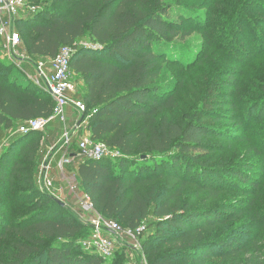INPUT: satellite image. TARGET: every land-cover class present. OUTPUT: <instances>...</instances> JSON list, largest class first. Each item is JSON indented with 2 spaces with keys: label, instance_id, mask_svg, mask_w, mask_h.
I'll use <instances>...</instances> for the list:
<instances>
[{
  "label": "trees",
  "instance_id": "trees-1",
  "mask_svg": "<svg viewBox=\"0 0 264 264\" xmlns=\"http://www.w3.org/2000/svg\"><path fill=\"white\" fill-rule=\"evenodd\" d=\"M30 1L40 6L15 21L27 55L52 59L60 47L73 48L70 68L83 84L80 96L86 106L81 121L91 140L117 152L113 159L85 158L78 164L80 188L95 209L123 227L145 225L143 236L150 232L151 240H143L141 250L148 254V264H264L259 238L245 242L227 233L229 224L245 213L241 206L247 192L258 188L247 173L253 166L228 164L226 157L217 156L223 150L222 139L246 130L244 114L242 118L237 110L247 102L235 99L234 81L241 69L228 67L237 63L235 38L241 30L234 4L219 16L221 42L213 47L221 59L211 67L198 104L180 117L176 110L182 83L189 92L195 89V76L201 72L198 64L205 55L184 66L178 49L182 75L175 90L159 79L158 63L176 56L173 37L184 31L183 20L189 21L180 12L198 15V9L209 7L206 0L178 7L162 0ZM173 13L178 19L171 17ZM12 67L0 63V142L5 129L20 121L47 118L54 106L47 91L36 84L24 85L9 71ZM214 80H222L224 86L234 83L233 91L210 96ZM191 93L197 95L196 90ZM262 93H254L257 99L245 106L246 117L264 103ZM28 148L25 145L19 154ZM35 148L31 146L29 165L36 162ZM11 164L8 174L0 172L8 187L20 160ZM21 183L28 192L42 194L32 175L21 177ZM188 186L194 187L195 197L182 200ZM230 189L237 201L220 200ZM3 204L0 197V264H103L99 255L81 245L91 227L73 217L66 205L42 195L27 205V213L15 210L12 215L11 205ZM54 209L59 215H48ZM12 216L17 219L10 220ZM254 221L253 227L264 225V216ZM155 240L169 251L152 248ZM113 264L120 263L117 259Z\"/></svg>",
  "mask_w": 264,
  "mask_h": 264
},
{
  "label": "rangeland",
  "instance_id": "rangeland-1",
  "mask_svg": "<svg viewBox=\"0 0 264 264\" xmlns=\"http://www.w3.org/2000/svg\"><path fill=\"white\" fill-rule=\"evenodd\" d=\"M162 1L174 4V6L178 7V4L183 5L185 3H189L190 5L191 2L196 0ZM206 1L209 7L198 9V15H195L193 12H187L186 10L185 12H180L181 15L187 16L189 21L185 22L183 20L182 25L185 26L184 31L180 33L179 36L177 34L173 37L174 44L171 46V49L176 56L174 58H166L158 63L160 67L159 79L167 82L170 85L171 90H175L178 87V83L180 82L182 75V72L178 71V52L180 51L179 57H181L180 59H182L184 66L185 63L190 61H200L202 55H205V57L201 60L202 65L198 64V66L201 67V72L195 76V89L191 88V91L189 92V86L182 83L183 92L180 94V102L177 105L176 116L181 117L188 107L198 104V100L200 99L199 96L204 91L203 85L205 80L211 73V67L216 64V61H220L222 55L221 53L216 55V51L219 49L213 47L214 45L216 46L217 42H221V39L218 37V29L221 27V19H219V16L222 15L224 8L228 5L234 4V16H238L241 20V30L235 38V46L237 50L234 53L236 55L237 63L235 64L234 62H230L228 67L230 69L240 67L241 69V73L234 81L237 82L235 99L236 102L237 100L247 102L246 104L240 106L243 108H239L237 110L242 118L244 114L243 124L246 130L243 133L234 134V136L222 139L219 144L223 150H221L217 156L226 157L227 161H230L228 164H251L253 166L247 173H249V175L258 184V188L256 191L247 192V196L242 201L244 203L241 206V209H245V213L239 221L229 224L227 233L236 235L239 239L244 240L245 242L259 238L257 240V244H259L261 250L264 251V225L261 224L258 227H253L255 218L257 219L258 216H264V103L260 104L250 116L246 117L245 114V110L247 109L245 106L247 104L249 105V103L251 104L255 99H257L255 98L254 93H264V0ZM38 5L39 2L33 3L30 0H26L25 6L20 11L18 18H21L24 14L37 9ZM225 16L227 15L225 14ZM171 17L178 19V13H173ZM194 18H197L198 21L201 20V22L199 21L196 23L197 20L193 21ZM209 25L212 26V30L208 27ZM12 28L19 32L15 21L12 22ZM20 35L22 39L21 44L16 48V53L14 55L7 52L2 40L0 39V63L5 66L13 65L9 71H14L18 80L22 81L24 85L26 83L28 84L27 86H29V83H31L40 87V83V85L43 86L45 79L39 74L38 64L43 62L41 69L44 72V75L48 76L50 73V60H41L37 57L28 56L24 45V36L21 33ZM214 51L215 54L213 53ZM210 56L215 58H213L211 62L206 59ZM175 59H177V63L175 62ZM71 80L77 96L81 99L80 93L83 88L81 80L76 78L73 73H71ZM35 81H38L39 83L37 84ZM233 85L234 83L230 86H224L222 80H214L209 94L210 96H221L222 93H225V90L232 92ZM43 87L40 88L44 89ZM195 90L197 95L191 93ZM191 94L197 98H192ZM192 110L193 109H191V111ZM53 122L60 124L59 121ZM21 123L22 121L14 123L12 126L5 129V137L0 142L1 173L4 172L8 174L12 161L20 160V165L17 166L19 167V170H17L18 172L16 171V173L12 176L10 186L8 187V184L0 180V197L3 199V205H11L10 210L12 211V215L15 210H19L20 214H23L28 211L26 209L27 205L29 206L33 204V202H35L39 197L44 195L45 197H52L65 202L70 214L84 223L86 221V217L83 212L80 211L78 204H76L77 200L71 196H68L67 199H60V192L58 193L56 188L53 189V187L49 185V181L47 179L48 173L51 171L53 172L54 170L57 178L61 176V173L56 166L58 163H56L57 158H53V156L58 157L61 153H63L65 147L63 129H58L57 133L53 136H47V127L44 131L40 132L39 135H30L28 134L29 132L24 134L19 132V126ZM50 125L51 123L48 127ZM81 128H84V126H81ZM77 130V135L73 136L70 141L69 152L76 151L75 137L86 134L85 132L79 133L80 129ZM69 131L71 132L72 129H69ZM27 144L29 148L19 154V151H22ZM33 145L36 147V162L33 165H29L30 155L32 153L31 146ZM114 162L115 161L113 160L112 163ZM69 168L70 169H68L67 172L72 173H68L67 175H70L71 178L75 177L76 175L72 170L73 168ZM26 175L27 177L32 175V182L37 187V190L42 194L28 192V186L21 183V177H26ZM74 179L76 180V178ZM78 186L80 187L79 183ZM193 189V186H188L182 200L188 198L193 199L195 197ZM79 190L80 192L82 191L81 188H79ZM227 191L228 192L221 195L220 200L237 201L236 199L238 198V195H234V190L230 189ZM21 197H23L24 200ZM252 200H254V203L250 205V201ZM237 203H239L237 205H240L239 201ZM59 213V210L54 209L50 211L48 215L55 216L59 215ZM14 219H17V217L12 216L10 218L12 221H14ZM149 233L150 232L145 233L142 241L149 239L150 242L151 239L148 237ZM90 238L91 230L88 229L81 241H89ZM127 243V239L124 236H121L113 255L109 259H102L103 264H113L117 259L120 264L149 263L148 254H144L143 250L136 251L131 249L127 246ZM151 244L152 248H160L159 253L167 252L170 249L159 240H155ZM84 250L96 253L93 249L84 248Z\"/></svg>",
  "mask_w": 264,
  "mask_h": 264
},
{
  "label": "built area",
  "instance_id": "built-area-1",
  "mask_svg": "<svg viewBox=\"0 0 264 264\" xmlns=\"http://www.w3.org/2000/svg\"><path fill=\"white\" fill-rule=\"evenodd\" d=\"M26 0H0V39L8 53L14 55L16 48L21 44L20 34L12 28V22L16 21L20 11L24 8ZM73 54V48L62 46L59 48L54 58L50 59V73L44 75L40 62L39 74L44 77V87L51 98L54 106L52 114L49 117L32 118L22 121L19 126V132L28 133L31 131H44V129L54 120L61 123L66 122V107L71 105L80 115L86 110V106L81 99H78L74 85L71 80L70 59ZM16 58V57H15ZM78 128L75 126L72 131L64 130V152L57 163V168L62 173V179L65 183V190L68 196L77 200L80 211L86 217L84 222L91 227V238L89 241H81L85 249H93L102 259H109L118 244L121 236H124L131 249L140 251L142 247V238L145 225L141 223L135 228L121 226L118 222L105 218L94 207L90 196L84 191L79 190L78 182L70 175L64 174L65 166L70 164L73 156L80 160L85 158H116L117 152L107 147L101 142L91 140L89 134L78 135L75 137L76 151L69 152V144L73 136L77 135Z\"/></svg>",
  "mask_w": 264,
  "mask_h": 264
},
{
  "label": "crops",
  "instance_id": "crops-1",
  "mask_svg": "<svg viewBox=\"0 0 264 264\" xmlns=\"http://www.w3.org/2000/svg\"><path fill=\"white\" fill-rule=\"evenodd\" d=\"M38 58L41 60H50L48 58H40V57H38ZM36 82L37 81H35V83ZM77 97H78V99H80L79 96H77ZM81 116L82 115H80L74 107H72L71 105L67 106L66 107V122L65 123L60 122V124H59L57 122L52 121L51 125L49 127L47 126V131H48V132H46L47 136L48 135L49 136L55 135L57 133L58 129H60V128H62L63 131L64 130L69 131V129H73L75 126L78 129H80L79 133L85 132V133L89 134L88 130H86L85 123L83 121H81ZM54 121H58V120H54ZM81 126L82 127L84 126V128H81ZM63 152H64V150H63ZM62 155H63V153H61V155L58 157L53 156V158H57L56 163L61 159ZM79 162H80V159L77 158V156H73L72 162L70 164H68L67 167L65 166V169H64L65 174H68V173L71 174L72 172H67V170L70 169L69 167L73 168L72 170H73L74 174L76 175L75 178H76L78 183H79V179H78V175H77V167H78ZM55 175H56L55 170L53 172L51 171L50 173H48L47 179L49 181V185H51L53 187V189L56 188V191H58V193L60 192V196L58 195L60 197V199H67L68 195H67L66 190H65V183L62 179L63 175L61 173V176L59 178H57ZM49 177H50V179H49ZM56 180H57V182H56ZM63 203H64V205H66L65 202H63Z\"/></svg>",
  "mask_w": 264,
  "mask_h": 264
},
{
  "label": "water",
  "instance_id": "water-1",
  "mask_svg": "<svg viewBox=\"0 0 264 264\" xmlns=\"http://www.w3.org/2000/svg\"><path fill=\"white\" fill-rule=\"evenodd\" d=\"M55 200H56V202H57L59 205H61V206L64 205V203H63L61 200H58V199H55Z\"/></svg>",
  "mask_w": 264,
  "mask_h": 264
}]
</instances>
